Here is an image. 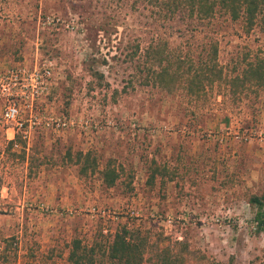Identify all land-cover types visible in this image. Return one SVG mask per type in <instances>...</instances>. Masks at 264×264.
Listing matches in <instances>:
<instances>
[{
    "label": "rangeland",
    "instance_id": "rangeland-1",
    "mask_svg": "<svg viewBox=\"0 0 264 264\" xmlns=\"http://www.w3.org/2000/svg\"><path fill=\"white\" fill-rule=\"evenodd\" d=\"M208 43L233 76L264 57V21L246 34L223 13L202 27L155 0H0V73L52 65L15 122L0 98V264H67L74 238L100 257L122 227L149 257L181 242L189 264H264L249 203L264 197V91L167 92L142 57L158 44L185 74ZM79 153L96 167L83 174ZM108 163L129 186L102 184Z\"/></svg>",
    "mask_w": 264,
    "mask_h": 264
},
{
    "label": "trees",
    "instance_id": "trees-1",
    "mask_svg": "<svg viewBox=\"0 0 264 264\" xmlns=\"http://www.w3.org/2000/svg\"><path fill=\"white\" fill-rule=\"evenodd\" d=\"M157 5L168 7L175 13H181L189 23H197L204 27L214 21L217 13H223L232 23H238L244 33H250L260 21H264V0H155ZM206 54L202 58H189V68L185 74L179 73L181 64L174 67L169 60L162 58L158 44L149 45L142 54L151 72L152 82L163 90L171 92L183 86L187 95L194 96L205 93L207 89H218V96L234 100L241 99L248 91H264V57H254L246 63L240 73L233 76L225 75L217 64V48L213 43L207 44ZM167 62H166V61ZM156 67L157 69H154ZM95 73H92L95 76ZM8 143H17V137ZM81 161L80 171L85 174L88 167H96L88 155L78 154ZM78 161V162H79ZM79 164V163H78ZM155 170V169H152ZM102 184L111 188L120 181V171L108 163L100 171ZM152 177L154 172H152ZM132 179L120 182L130 185ZM250 205L256 208L254 223L257 232L264 230V197H252ZM148 240L139 233L125 227L116 231L109 239L100 257L95 246H85L80 239L74 238L68 245L67 264H189L190 252L181 242L180 252L166 246L159 249L155 256L147 254ZM146 256V257H145ZM208 264H222L208 262Z\"/></svg>",
    "mask_w": 264,
    "mask_h": 264
},
{
    "label": "built area",
    "instance_id": "built-area-1",
    "mask_svg": "<svg viewBox=\"0 0 264 264\" xmlns=\"http://www.w3.org/2000/svg\"><path fill=\"white\" fill-rule=\"evenodd\" d=\"M52 77L51 63L44 65L42 68H35L31 71L25 69L11 70L0 73V98L3 100L4 110L1 115L5 123L15 122L22 105L30 107L32 102L45 95L48 90V81ZM54 122L56 129L65 126L61 121H44L46 128ZM22 125L19 124L17 129L20 130ZM27 134V132H24ZM26 137V135H25ZM14 140V132L12 138Z\"/></svg>",
    "mask_w": 264,
    "mask_h": 264
}]
</instances>
